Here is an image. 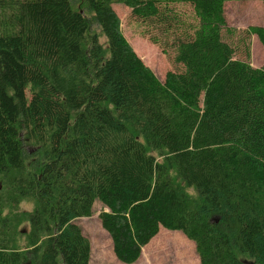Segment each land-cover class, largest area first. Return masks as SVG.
Here are the masks:
<instances>
[{"label":"trees","instance_id":"16d2710c","mask_svg":"<svg viewBox=\"0 0 264 264\" xmlns=\"http://www.w3.org/2000/svg\"><path fill=\"white\" fill-rule=\"evenodd\" d=\"M246 1L264 4L0 0V264H91L75 222L98 201L124 264L162 228L194 242L200 264H264V230L254 248L243 237L254 197L226 178L252 36L264 46L263 27L228 25L226 4ZM115 5L174 53L162 86L123 72Z\"/></svg>","mask_w":264,"mask_h":264},{"label":"rangeland","instance_id":"374dc122","mask_svg":"<svg viewBox=\"0 0 264 264\" xmlns=\"http://www.w3.org/2000/svg\"><path fill=\"white\" fill-rule=\"evenodd\" d=\"M120 18L119 33L123 45L122 70L133 76L140 85L153 89L164 83L169 71L177 70L174 53L166 55L160 45L145 35V28L132 17L131 9L115 5ZM225 17L230 28L238 33L249 27L264 28V4L260 1L228 2ZM243 35L225 37L237 46L239 57L245 59ZM250 70L247 74L248 95L242 101L244 117L235 139L236 154L227 162L226 178L232 184H243L254 197L255 222L244 223L243 237L246 244L255 247V237L264 230V46L257 36L251 38ZM172 51H170L171 53ZM32 154L35 149H26ZM1 188V186H0ZM106 209L98 201L92 215L76 220L83 234L91 242V264H124L114 255L110 235L103 229L99 215ZM254 245V246H253ZM135 264H200L195 243L181 232L162 228L160 233L143 249Z\"/></svg>","mask_w":264,"mask_h":264}]
</instances>
